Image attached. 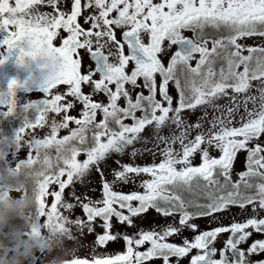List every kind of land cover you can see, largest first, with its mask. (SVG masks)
Segmentation results:
<instances>
[{"label":"snow or ice","instance_id":"1","mask_svg":"<svg viewBox=\"0 0 264 264\" xmlns=\"http://www.w3.org/2000/svg\"><path fill=\"white\" fill-rule=\"evenodd\" d=\"M45 4L54 12L41 11ZM61 7V0H0V32L7 33L0 41L7 52H0V67L19 49L18 65L43 58L49 69L42 88L45 98L23 108V113L37 116H24L14 141L17 151L27 145V159L9 163L0 151V167L33 169L39 177L32 186L37 199L34 231L53 224L63 229L71 223L81 233L92 232L99 218L104 234L97 243L104 245L120 238L119 233L111 234L113 218L135 228L134 218L143 221L142 214L154 209L173 221L178 215V225L125 233L124 254L94 259L92 264H172V258L182 264L186 257L189 264H264L253 259L264 253V239L241 247L253 235L250 229L264 234V0H86L87 29L78 23L81 0H72L70 14ZM117 29L122 32L119 39ZM57 38L59 47L53 46ZM253 38L258 46L247 43ZM81 50L92 62L83 74ZM162 57H168L167 64ZM58 85L67 88L53 95ZM84 85L88 94L82 91ZM20 87L24 85L12 80L8 92L0 93V108L5 109L0 115L5 119L17 115ZM97 95L105 99L97 101ZM225 98L227 103L221 105ZM77 102L82 106L79 118L69 114ZM209 109L216 113L210 120ZM197 110L203 116L189 123L186 115ZM50 113L55 115L50 118ZM45 126L49 131L43 138L23 139L27 129ZM146 129L157 148L163 145L162 160L155 162V149H150L153 162L141 166L134 162L143 151L136 145L148 143L142 136ZM61 130L67 134L61 137ZM213 149L218 157L210 154ZM242 152L246 170L233 180ZM82 154L86 158L78 159ZM196 154L199 166H193ZM125 156L132 162L125 163ZM93 171L100 177L101 197L93 200L71 187L69 200L65 190L84 183ZM136 179L142 192L114 190ZM52 185L58 190L50 192ZM49 196L54 197L50 207ZM229 206L244 212L250 206V218L202 231L182 245L168 242L183 228L195 232L197 218L219 219L215 214ZM77 207L86 219L70 218ZM220 233H230L222 249L215 246ZM145 244L150 245L147 250H139ZM74 264L89 261L77 259Z\"/></svg>","mask_w":264,"mask_h":264},{"label":"rangeland","instance_id":"2","mask_svg":"<svg viewBox=\"0 0 264 264\" xmlns=\"http://www.w3.org/2000/svg\"><path fill=\"white\" fill-rule=\"evenodd\" d=\"M72 0H61V10H66L70 14V7H71ZM86 3V0H81L82 4V14L78 18V23L82 25L85 29L89 28L90 25L84 24V16L89 13L90 10L84 9L83 5ZM41 11H47V12H54L53 9L49 8L46 4L41 5ZM115 15V13H113ZM60 32L64 35L66 33L63 32V29L60 30ZM188 36H191V33H185ZM116 35L117 38H121L122 32L121 30L117 29L116 30ZM7 37V33L0 32V41L5 39ZM53 43L55 44L56 47L61 46V41L59 38L54 39ZM247 43L249 46H258V42L255 38L247 40ZM0 52L5 53L3 48H0ZM81 56H82V74L84 70H86L87 66L92 63L83 53V50H81ZM162 62L167 64L168 62V57H162ZM195 64V61L193 62V65ZM1 80V79H0ZM256 82H254L255 84ZM67 88L66 85H58L57 88L52 89L53 95L57 93H62L64 90ZM82 91L85 94H88L90 92V89L84 85L82 86ZM8 90L5 89L4 84L0 81V93H6ZM169 92L170 94L175 98L177 96L176 90L173 85L170 84L169 86ZM145 94H147V91L145 90ZM253 94L255 95V88L253 89ZM44 92L42 90L40 91H17L16 92V98L22 102L19 103L21 107L26 106L29 102H35L39 101L41 99H44ZM160 97L158 96V99ZM70 99V98H69ZM95 100L99 101L102 99H105L102 95H97L94 97ZM61 103H64V101H61ZM221 105L227 103V99H223L219 102ZM81 105L77 102L75 105L74 110H70L69 114L76 116L79 118V111L81 109ZM23 109V108H22ZM5 109L0 108V112H3ZM242 112V109H241ZM209 120L211 119L212 115H216V113L212 112L211 109H209ZM54 113H50L49 117L51 118L54 116ZM139 115V113H138ZM203 116V111L202 110H197L195 112H189L186 115V119L189 123H195L199 122L200 118ZM127 123H130V121H127ZM74 127V125H70ZM206 128L210 126V124L205 123L204 125ZM22 127V126H21ZM6 130L3 131L4 136L1 138V132H0V151L4 152L6 160L11 163L13 158L15 160H21V159H27L28 156V148L27 145L25 144L20 151L16 150L15 147V137L16 134L18 133L20 127H5ZM49 129L47 126H45L44 129H27L25 133H23V139L24 140H30L33 136H36L37 138H43L47 133ZM67 131L66 130H61L60 136L62 137L63 135H66ZM164 134H168V130H164ZM193 137L195 133H192ZM142 136L144 137L145 140L148 141V143L145 145L142 142L138 143L136 145L137 148L143 149L142 153L138 155V157L135 159V163L138 165H145V164H151L153 162V155L152 152L149 151L150 149H155L156 156H155V162H160L162 160V156L160 155V149L163 147V145L160 146V148H157L155 144L153 143L154 136L152 135V132L149 129H146L144 133H142ZM177 150L179 149V145H175ZM213 157H218L220 153L213 149L211 150L210 153ZM86 157L82 154L81 157L78 159L83 160ZM193 160V166H199L201 159L199 154H196L192 157ZM123 161L125 163H130L132 162L130 156H125L123 157ZM108 164L114 165V160H109L107 161ZM246 170V154L245 153H239L238 154V159L237 162L234 165V172H233V180L238 179V176L236 175L238 172ZM110 173V169L108 170ZM66 179V177H65ZM107 179L109 181L112 180L111 174L107 176ZM139 183L140 179H136L135 183H129V184H118L114 190L123 192L125 194L131 192V191H140L142 192L143 189L139 188ZM71 187H74L77 193H85L88 198L90 199H99L102 194V185L100 183V177L99 174L96 173L95 171L91 172L88 176L85 177L84 183H76L74 186H70L69 189L65 190V196L71 200ZM53 190H58V185H52L49 188V191ZM54 202V197L49 196L46 198V203L48 206H51V203ZM75 202V201H72ZM134 205L137 202H133ZM63 211V210H61ZM251 211V207L249 206V209L247 212H244L241 210L238 206H229V209L225 210V212L222 213H217L215 214L219 219L213 221L210 217H201L197 218L195 221H193L195 224H197L198 228L194 232L191 229L188 228H183L181 233L176 234L175 236L169 237L168 242L170 243H175L177 245H182L184 239H188L189 241L193 240L195 235L200 234L202 231H211L216 227L224 226L228 227L231 225L233 222H245L247 218H250L249 213ZM66 214V213H65ZM144 219L141 221L139 218H134L135 224L137 227H128L126 225L120 224L115 218H113V229L111 230V234H120V238L117 240H112L106 242L104 245H100L97 243L98 240V235L104 234V230L100 227V224L102 221L97 218V220L94 222V230L92 232H88L86 229L84 230L83 233H81L78 229L73 226V230L76 232L78 240H79V248H80V255L78 256V259L82 260H87L89 261V264H92V261L94 259L98 258H109V257H114L115 255L119 254H124L126 252V243L122 239L123 234L127 233L129 235L135 234L138 229H143V230H161L162 226H167L168 224H177L179 222V216H176L175 221L171 217L165 218L162 215L158 214L155 212L154 209H149L147 213L142 214ZM70 218H83L86 219V215L83 213L82 209L80 207H77L74 210V215ZM46 218L42 217L41 221L43 222ZM253 231V235L249 238V240L242 245V248H247L251 245L252 242H254L257 239H264V234L261 233H256L254 230H249ZM230 233H220L217 236L215 246L218 249H222L224 246V243L226 240L229 238ZM150 245L145 244L142 246L139 250L144 251L147 250V248ZM195 252V250H193ZM191 255V254H190ZM217 258H219V253L217 255ZM254 261H262L264 260V253L256 255L253 257ZM149 264H161L159 260H154L149 262ZM172 264H175V258H172ZM182 264H189V258H183Z\"/></svg>","mask_w":264,"mask_h":264},{"label":"clouds","instance_id":"3","mask_svg":"<svg viewBox=\"0 0 264 264\" xmlns=\"http://www.w3.org/2000/svg\"><path fill=\"white\" fill-rule=\"evenodd\" d=\"M38 179L33 169L0 167V264H74L80 255L71 223L34 231Z\"/></svg>","mask_w":264,"mask_h":264},{"label":"water","instance_id":"4","mask_svg":"<svg viewBox=\"0 0 264 264\" xmlns=\"http://www.w3.org/2000/svg\"><path fill=\"white\" fill-rule=\"evenodd\" d=\"M22 47H27L22 44ZM19 56V49L13 51L8 62L0 67V73L3 79L9 84L12 80H17L24 87L20 89H39L44 86V83L49 75V69L46 67L47 61L41 58L38 61H26V64L21 66L16 63Z\"/></svg>","mask_w":264,"mask_h":264},{"label":"trees","instance_id":"5","mask_svg":"<svg viewBox=\"0 0 264 264\" xmlns=\"http://www.w3.org/2000/svg\"><path fill=\"white\" fill-rule=\"evenodd\" d=\"M18 104V109H17V115L13 117H9L5 119L3 115H0V132H1V138L4 136L3 131L6 130V126L9 127H23L24 126V116L27 115L29 119H35L37 114L35 112H29V113H23L24 107H21V105ZM34 155V153H33ZM15 161L13 158L12 162ZM35 217L37 216V210L35 209Z\"/></svg>","mask_w":264,"mask_h":264},{"label":"flooded vegetation","instance_id":"6","mask_svg":"<svg viewBox=\"0 0 264 264\" xmlns=\"http://www.w3.org/2000/svg\"><path fill=\"white\" fill-rule=\"evenodd\" d=\"M4 51H6L4 48H3ZM5 54V53H4Z\"/></svg>","mask_w":264,"mask_h":264}]
</instances>
